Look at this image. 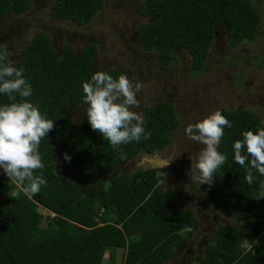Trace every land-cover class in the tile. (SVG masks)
<instances>
[{"label": "trees", "instance_id": "trees-1", "mask_svg": "<svg viewBox=\"0 0 264 264\" xmlns=\"http://www.w3.org/2000/svg\"><path fill=\"white\" fill-rule=\"evenodd\" d=\"M31 1L0 0V20L7 13H24ZM102 11L103 0H53L48 16L81 27ZM134 11L147 19L137 30L142 51L156 50L163 66L176 61L175 51H184L191 70L198 71L218 28L224 29L230 50L260 35L261 16L251 0H145ZM96 49L87 44L73 51L66 45L57 56L49 36L40 32L18 54L15 66L23 68L33 90L27 99L56 126L39 147L47 185L37 195L10 198L8 192L17 190L16 184L0 169V264H114L117 250L125 251L122 264H164L198 228L191 210L174 208L175 189L159 184L153 170L136 169L130 176L118 172L138 153L152 154L172 143L177 115L171 103L146 107L144 127L151 138L121 145L122 151L93 131L88 119L75 127L65 115L85 102L82 84L95 71H107L114 78L123 73L93 68ZM258 65L264 68V56ZM11 102L0 94V105ZM220 110L232 124L225 127L218 148L227 159L212 184L199 185L197 191L232 222L218 224L211 242L188 263L264 264V198L257 200L264 176L253 170L256 179L249 185L233 151L243 131L264 126L244 109ZM65 153L70 161H65ZM37 207L55 215L45 228L39 227ZM185 228L190 230L181 233ZM243 241L245 251L240 248Z\"/></svg>", "mask_w": 264, "mask_h": 264}, {"label": "rangeland", "instance_id": "rangeland-1", "mask_svg": "<svg viewBox=\"0 0 264 264\" xmlns=\"http://www.w3.org/2000/svg\"><path fill=\"white\" fill-rule=\"evenodd\" d=\"M143 1L145 0H103V11L96 13L88 25L78 27L48 16L53 0H33L24 13H7L0 20V43L7 45L15 62L20 50L40 32L49 36L51 47L57 56L66 45L77 51L87 44H95L97 56L93 61V68H118L134 82L143 85L137 93L140 107L136 111L142 112L145 117L144 109L159 100L172 103L178 117L182 118V124L173 138L172 149L162 152L170 158L179 159L181 156L179 165L175 168L179 175L176 173L177 180L173 187L176 192L174 208L189 209L198 219V228L184 243V248H181L183 253L189 242H192L191 248L196 255L211 242L217 225L230 224L232 219L210 207L205 193L197 191L199 183L192 182L188 174L190 158L198 155L203 145L190 140L184 133V127L216 109H244L255 114L264 126V68L258 65L259 59L264 56V0H259L261 3L251 0L261 16L260 35L251 42L241 41L230 50L226 45V37L222 38L224 30L218 28V36L212 40L208 55L198 71L191 70L189 56L184 51H175L173 55L176 61L164 66L159 63L156 50L142 51L137 30L147 19L139 17L134 7ZM87 106L84 102L82 106L66 111L65 115L74 122L75 127L86 123ZM184 158L188 160L185 161ZM137 161L141 162L140 158ZM135 169L137 168L131 166L130 160L118 172L123 171L130 176ZM154 174L157 182L163 184L166 174L158 171H154ZM46 211L37 207V212L41 215L40 228H45L51 217ZM187 230L185 228L181 233L184 234ZM201 240L204 245L196 249ZM240 248L242 251L247 250V243H240ZM124 253L123 250L115 252L114 264H122ZM179 258L181 256H176L174 262L164 264H179ZM106 259L105 253L102 261L105 263Z\"/></svg>", "mask_w": 264, "mask_h": 264}, {"label": "clouds", "instance_id": "clouds-1", "mask_svg": "<svg viewBox=\"0 0 264 264\" xmlns=\"http://www.w3.org/2000/svg\"><path fill=\"white\" fill-rule=\"evenodd\" d=\"M12 56L7 45L0 43V94L13 101L0 105V169L16 184L17 190L8 192L10 198L19 199L21 193L32 198L47 185L39 147L56 125L41 113L38 105L27 99L32 95V87L24 78L23 68L15 66ZM142 87L126 73L114 78L103 70L95 71L82 84L88 123L118 151H122L121 145L151 138V132L145 131L143 113L135 110L140 107L137 93ZM17 93L22 102H17ZM225 127L231 128L232 124L220 109L185 125V135L203 145L198 155L190 158L188 174L193 183L210 186L215 173L226 162V156L218 150ZM233 151L235 163L246 169L245 180L249 185L256 179L253 170L264 176V127L243 131L242 139L234 142ZM64 159L70 161L71 157L65 153ZM37 170H41L39 175ZM261 198H264V181H260L257 200Z\"/></svg>", "mask_w": 264, "mask_h": 264}, {"label": "flooded vegetation", "instance_id": "flooded-vegetation-1", "mask_svg": "<svg viewBox=\"0 0 264 264\" xmlns=\"http://www.w3.org/2000/svg\"><path fill=\"white\" fill-rule=\"evenodd\" d=\"M257 3H261V1H259V0H257ZM223 29V28H222ZM224 30V29H223ZM217 30L214 32V36H213V39L212 40H215L216 38H217ZM222 38L224 39L225 38V31L223 32V34H222ZM211 43H212V41H211ZM210 47H211V45H210ZM209 47V48H210ZM208 53V52H207ZM208 55V54H207ZM159 101H166V102H169V101H167V100H159ZM169 103H171V102H169ZM172 104V103H171ZM175 113H176V115H177V112H176V110H175ZM182 118H180V117H178V115H177V126H176V128H175V130H174V132L171 134V139H172V143L170 144V145H168V146H166L163 150H161V151H158L157 152V154L158 155H163L164 156V153L162 152V151H165L166 149H168V148H170V149H172V147H173V144H174V136L176 135V132L178 131V129L180 128V126H181V124H182V120H181ZM180 153V152H179ZM143 154L144 153H138L132 160H131V166H135V168H137V169H142V165L141 164H139L140 163V161L138 162L137 161V159L138 158H140L141 159V157L143 156ZM164 157H167L166 159H167V162L164 164V166H166V168L164 167L163 169H161L160 171H158L159 173H164V174H166V176H165V180H164V186L166 187V188H169V187H174L175 185H174V183H175V181L177 180L176 178H175V176L178 174L177 172H176V170L177 169H175L176 168V166L177 165H179V159L181 158V156H179V159L177 158V159H175V158H170V156L168 157V156H164ZM185 159V161L186 160H188V159H186V158H184ZM163 165V164H162ZM124 166V165H123ZM136 170V169H135ZM177 173V174H176ZM179 175V174H178ZM187 241V240H186ZM184 243H186V242H184ZM184 243H182L180 246H178L177 248H176V255L171 259V260H168L167 262H169V261H173L174 262V260L176 259V256L178 255V256H181V258H179V264H188V262L190 261V259H191V257H193L194 256V253H195V251L191 248V246H192V242H189V246H187V248L185 247V249H184V251H183V253H181V248H184V245H186V244H184ZM202 243V244H201ZM201 245L200 244H197V246H196V249H199V248H202V246L204 245V241L203 240H201Z\"/></svg>", "mask_w": 264, "mask_h": 264}, {"label": "water", "instance_id": "water-1", "mask_svg": "<svg viewBox=\"0 0 264 264\" xmlns=\"http://www.w3.org/2000/svg\"><path fill=\"white\" fill-rule=\"evenodd\" d=\"M17 102H20L18 96H17ZM140 160H141L140 164L142 165V170L160 171L164 167L166 168L164 164L167 162V159L163 155H158L157 152H154L152 154L144 153Z\"/></svg>", "mask_w": 264, "mask_h": 264}]
</instances>
